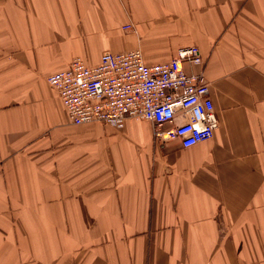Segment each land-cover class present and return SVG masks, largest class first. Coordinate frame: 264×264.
<instances>
[{
	"label": "crops",
	"instance_id": "0c3cea01",
	"mask_svg": "<svg viewBox=\"0 0 264 264\" xmlns=\"http://www.w3.org/2000/svg\"><path fill=\"white\" fill-rule=\"evenodd\" d=\"M189 44L219 117L191 147L72 124L46 79ZM0 264H264V0H0Z\"/></svg>",
	"mask_w": 264,
	"mask_h": 264
},
{
	"label": "built area",
	"instance_id": "2783aa9c",
	"mask_svg": "<svg viewBox=\"0 0 264 264\" xmlns=\"http://www.w3.org/2000/svg\"><path fill=\"white\" fill-rule=\"evenodd\" d=\"M125 28L134 30L132 24ZM185 63L200 70L188 72ZM204 66L196 44L179 48L168 62L151 65L140 48L106 49L98 63L76 57L66 69L46 79L72 124L146 120L157 143L179 141L191 147L211 139L219 126Z\"/></svg>",
	"mask_w": 264,
	"mask_h": 264
}]
</instances>
